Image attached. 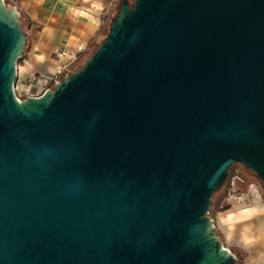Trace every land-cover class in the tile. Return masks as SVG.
<instances>
[{
  "label": "water",
  "instance_id": "water-1",
  "mask_svg": "<svg viewBox=\"0 0 264 264\" xmlns=\"http://www.w3.org/2000/svg\"><path fill=\"white\" fill-rule=\"evenodd\" d=\"M97 49L14 91L27 31L0 0V264H237L212 196L264 190V0H118Z\"/></svg>",
  "mask_w": 264,
  "mask_h": 264
},
{
  "label": "crops",
  "instance_id": "crops-1",
  "mask_svg": "<svg viewBox=\"0 0 264 264\" xmlns=\"http://www.w3.org/2000/svg\"><path fill=\"white\" fill-rule=\"evenodd\" d=\"M6 1L14 4L25 20L27 43L16 62L14 82V90L25 98L41 94L40 88H51L50 84L41 87V78L52 77L59 67L89 48L117 0ZM228 191L254 195L255 189L236 170L230 176Z\"/></svg>",
  "mask_w": 264,
  "mask_h": 264
},
{
  "label": "rangeland",
  "instance_id": "rangeland-1",
  "mask_svg": "<svg viewBox=\"0 0 264 264\" xmlns=\"http://www.w3.org/2000/svg\"><path fill=\"white\" fill-rule=\"evenodd\" d=\"M111 13L108 14L98 39L104 34ZM91 49L92 46L84 56L69 65V72L82 64ZM49 84L54 88L53 83ZM14 91L19 98H24L22 92ZM236 170L244 175L247 185L252 184L254 195L228 191V179L213 199L210 216L223 245L238 257L239 264H264V192L259 182L252 176L245 175L239 167H235L231 174Z\"/></svg>",
  "mask_w": 264,
  "mask_h": 264
},
{
  "label": "trees",
  "instance_id": "trees-1",
  "mask_svg": "<svg viewBox=\"0 0 264 264\" xmlns=\"http://www.w3.org/2000/svg\"><path fill=\"white\" fill-rule=\"evenodd\" d=\"M129 1L132 2L133 0H129ZM7 2H9V1H7ZM9 3H10V2H9ZM118 8H119V1L117 0L116 5L114 6V8H113L112 11H111L112 13H111L110 17L108 18V26H107V28H106L104 34H103L102 36H100L101 38H99V39L96 38L94 41L91 42V44H90L89 47L92 46V49H91V51L89 52V55H88L86 58H88V57H89V56H90V55H91V54L97 49V47H98V45H99V42H101V41L103 40V38L105 37V35L107 34V32H108V30H109V24H110V22L114 19L115 15L117 14V12H118ZM20 21H21V25H22L23 28L26 30V28H25V20H24L23 15H21ZM99 40H100V41H99ZM25 48H26V45H25ZM88 49H89V48H87V50H86L83 54H80V55L77 57V60H79V59L81 58V56H84V55L87 53ZM86 58H85V59H86ZM83 61H84V60H82V63H83ZM235 167H239V168L243 171V173H244L245 175H247V176H252V177L255 178L256 181L258 182V178L256 177V175H255V173H254L253 171H251V170H249V169L243 167L241 164H238V163H236V164H232V165L230 166V168H229V176H228V178H227V179H226V180L220 185V187L214 192V194H213V196H212L211 208H212L213 203H214L213 199H214L215 195L217 194V192L220 191V189L223 187V185L225 184V182L228 181V179H230L231 172H232V170H233ZM243 177H244V175H243ZM263 192H264V190H263ZM211 208H210V211H211ZM215 233L219 236V234L217 233V230H216V229H215ZM219 237H220V236H219ZM238 261H239V260H238V257L236 256V262H237V264H239Z\"/></svg>",
  "mask_w": 264,
  "mask_h": 264
},
{
  "label": "built area",
  "instance_id": "built-area-1",
  "mask_svg": "<svg viewBox=\"0 0 264 264\" xmlns=\"http://www.w3.org/2000/svg\"><path fill=\"white\" fill-rule=\"evenodd\" d=\"M77 59V57H74L73 59H71L69 62H67L66 64H64L63 66L59 67V69L53 74L52 77L50 78H41L42 83H41V87H47V85L51 82L54 83L60 75L66 73L67 71H69V65L74 62ZM45 89L40 88L39 92L42 93Z\"/></svg>",
  "mask_w": 264,
  "mask_h": 264
}]
</instances>
